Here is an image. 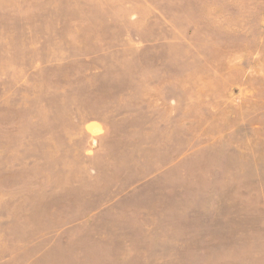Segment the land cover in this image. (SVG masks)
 Wrapping results in <instances>:
<instances>
[{"label":"rangeland","instance_id":"1","mask_svg":"<svg viewBox=\"0 0 264 264\" xmlns=\"http://www.w3.org/2000/svg\"><path fill=\"white\" fill-rule=\"evenodd\" d=\"M0 264H264V0H0Z\"/></svg>","mask_w":264,"mask_h":264}]
</instances>
